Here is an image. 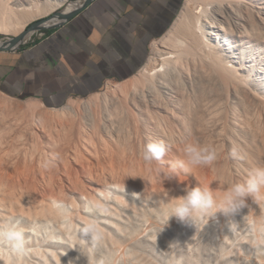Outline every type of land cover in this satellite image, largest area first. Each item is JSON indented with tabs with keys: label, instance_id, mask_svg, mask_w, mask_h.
<instances>
[{
	"label": "bare ground",
	"instance_id": "bare-ground-1",
	"mask_svg": "<svg viewBox=\"0 0 264 264\" xmlns=\"http://www.w3.org/2000/svg\"><path fill=\"white\" fill-rule=\"evenodd\" d=\"M65 1L0 0V30L11 32L14 37L21 36L31 20L58 9ZM82 3L69 2L57 13H68ZM61 20L56 21L51 15L35 22L51 26ZM153 45L154 55L130 79L106 85L105 91L95 92L81 102L67 99L63 105L49 107L42 102L17 101L16 97L0 91L2 173L11 170L8 173L17 175L20 169L26 168L34 173L36 168L55 169L58 164L66 166L85 156H95L99 160L111 158L117 162L132 160L135 153L126 154L117 140V143L109 142L110 138L108 141L102 134L103 123L117 114H125L129 119L131 149H142L150 140L164 142L169 151L161 157L162 162L174 163L180 172L185 173L183 179H211L216 192L220 191V184L216 181H237L232 169H238L240 163L250 160L253 161L251 168L264 167V0H186L170 28ZM168 46L171 52L161 48ZM154 56L160 58L159 63H154L157 60ZM165 66L170 67L164 68L157 76L156 69ZM18 132L26 133L34 144L33 148L39 145L35 152L30 149L33 152L29 153L19 142L16 144V139L22 136H17ZM92 135L98 142L95 147L90 139ZM194 140L214 148L217 159L212 166L185 172L179 165L183 159L182 148ZM118 170L89 171L83 174L84 180L71 181L69 177V181L76 192L105 217L108 207L113 208L110 202L120 201L116 199V193L130 197L138 191L127 183L142 182L141 171ZM31 172L33 177L37 174ZM54 178H44L43 183L36 181L28 185L26 198L35 212L44 210L40 207L48 208L47 202L43 201L47 196L55 205L64 197L67 200L65 178ZM31 190H34L33 196ZM37 193L43 204L36 198ZM9 194L11 197L12 193ZM12 200L22 203L19 196H12ZM250 200L249 197L246 202ZM83 210L86 211L84 205Z\"/></svg>",
	"mask_w": 264,
	"mask_h": 264
},
{
	"label": "rangeland",
	"instance_id": "rangeland-1",
	"mask_svg": "<svg viewBox=\"0 0 264 264\" xmlns=\"http://www.w3.org/2000/svg\"><path fill=\"white\" fill-rule=\"evenodd\" d=\"M80 1L84 2L85 0H66L64 4ZM185 2L186 0H183L182 7ZM64 4L58 9L51 11L49 14L31 20L26 25L24 32L33 22L51 15H54V20H61L63 18L61 14H65L66 12L59 14L57 12L65 8L66 5L64 6ZM46 27L49 26L46 25ZM48 29L52 28L30 30L32 31L31 33H29V30L28 32L26 31L17 48L37 38L42 39L45 35L40 38V33L46 32ZM12 37H14V35L11 32L0 30V44H5L8 39ZM159 39L160 37L153 41H159ZM153 43L150 46L147 60L154 55L155 48H153ZM161 48L165 51L170 50L168 52L172 51L169 46ZM154 58L156 57L154 56ZM156 59L154 63H159L160 58L157 57ZM156 66L157 64H155V67ZM168 67L170 66L157 68V76L160 75L159 73L163 71L164 68ZM131 76L128 78L130 79ZM128 78L109 81L106 85H116L119 84V82L122 83L127 81ZM106 87L107 86L95 92L105 91ZM95 92L81 96H73L68 100L81 102L88 99V97ZM15 99L17 101L29 100L41 103L35 98L16 97ZM44 105L49 106L48 104ZM110 118L106 119V122L103 123L105 126L102 128V134L108 141L110 138L109 142H116L117 140L120 146L125 148L126 154L133 153L134 155L135 153V158L133 157L132 160L120 162L111 160V158H105L106 160L100 158L101 160H99L95 158L94 154V157L91 156L92 158L85 156L82 158L83 160L81 158L77 161L75 160L73 163L67 164L68 167L67 165L65 166V164L63 166V163L60 164V166L58 164V169L55 168L57 170H55L54 167L45 170L36 168L37 171L36 169L34 170L37 174H35L34 171H29L27 168V170L24 169V173V170L20 169L22 172L19 170L17 175H14V173L10 174L11 170L7 171L8 169L6 170L7 175L0 170V174L2 173L1 176L3 174L5 175V177L3 176L2 178L0 176V224H10L24 233L23 253L21 255L16 256L7 246L0 245V264H99L101 260H103L104 264H246V262L247 264H264V247L255 250L251 247L252 242L258 236L256 228L260 226L261 221H264V199H261L259 202H254L252 199L249 203L246 202L247 206L241 208L233 217L237 221L234 229L229 227L230 221H227V218L220 213H217L216 217L210 220H208L207 217L197 219L196 226L180 223L172 219L169 221L168 225L163 227L156 240V235L160 228L159 218L167 205L171 203V197L184 195L187 187L210 185V187L214 189L213 182L211 179L208 181L204 179H183L182 176H185V173L183 174L180 172L177 166L172 162L152 161L148 163L144 161L141 148L137 149L136 147L134 149L132 148V150L129 144L130 134L128 132L130 124L126 115L117 114L116 117ZM18 133L17 136L21 134L22 136L17 139L15 138L16 144L19 142L28 152H35V147L39 145L33 148L34 144L31 143L32 141L27 137L26 133ZM92 136L93 138L91 137L90 139L95 147V144L98 142L95 140L96 138L94 135ZM20 142H23L24 145ZM99 145L100 144H98V146ZM38 148L39 150L41 149V147ZM135 150L138 151L135 152ZM87 160L89 161L87 162ZM242 163H240L241 166L238 167L239 170L237 168L232 169L233 173L236 175L237 181L244 180L248 172L253 169L251 168L253 166V161L250 162V160H248ZM70 164L73 166L71 167ZM242 166L245 167L243 168ZM115 167L120 171L124 168L127 170L130 169L135 173L141 171L140 173L143 175L141 183H127V185L133 186L136 191L140 193V197L137 198L133 195H129L130 197H128L122 193H116V199H120V201L113 200L110 202L113 208L108 207V215L103 217L89 202L84 200L80 193L76 192L72 183L69 181V177L71 181L74 180L79 182L84 180L83 174H87L89 171H92L91 173H99L106 169H116ZM171 171H174L175 175L179 178L176 176L164 177V172L167 173ZM30 172L35 174L34 177ZM61 176L66 180L65 191H67L64 194H66L67 200L65 201L64 195V198H62L64 200L61 199V201L59 200L60 202L57 201L55 205L49 200L48 196H42V198L45 197L46 200L44 199L43 201L47 202L50 210L48 211L46 207H40L44 208V210L39 209L35 212V209H33L34 207L30 206L32 204L29 203V198H26L28 185L36 181L43 183L48 177H52L53 179L54 177L59 178ZM3 179H5V181ZM123 180L124 179H122V181ZM42 183H40V185ZM9 184L10 187L8 186ZM14 185L15 188H13ZM8 191L12 193V196H19L20 201L25 195L24 197L27 200L23 197L24 199L21 203L25 205L19 207L18 205H22L17 204L18 201H13L15 197H13L12 200V196H9L10 194ZM11 191H15L16 193ZM21 191H25L24 195ZM33 191L34 190L30 191L32 196L34 194ZM36 191L38 192V189ZM36 195V198L39 200L41 195L38 196V193ZM17 198L18 197H16V199ZM68 199L70 200L69 202H67ZM24 200H26L25 203H23ZM11 201L14 204H12ZM43 201H41L42 204ZM26 202L29 203L28 206ZM38 204H40V202H38ZM83 205L86 211L83 210ZM25 207L28 212L25 210ZM40 211L42 213H40ZM103 219L107 222L105 223ZM172 241H178L179 244L174 248L169 247L168 245Z\"/></svg>",
	"mask_w": 264,
	"mask_h": 264
},
{
	"label": "crops",
	"instance_id": "crops-1",
	"mask_svg": "<svg viewBox=\"0 0 264 264\" xmlns=\"http://www.w3.org/2000/svg\"><path fill=\"white\" fill-rule=\"evenodd\" d=\"M183 0H93L42 39L0 50V91L60 106L135 74Z\"/></svg>",
	"mask_w": 264,
	"mask_h": 264
},
{
	"label": "clouds",
	"instance_id": "clouds-1",
	"mask_svg": "<svg viewBox=\"0 0 264 264\" xmlns=\"http://www.w3.org/2000/svg\"><path fill=\"white\" fill-rule=\"evenodd\" d=\"M168 151L169 146L158 140L148 141L141 149L142 158L148 163L161 161V157ZM182 155L183 159L179 161V165L185 172H191L201 166H212L217 159L214 148L195 140L184 144ZM163 175L165 178L176 176L174 171L163 173ZM216 182L220 184L219 192L214 191L210 185H198L187 187L182 196L171 197V203L167 205L159 218L160 228L156 240L163 227L172 219L196 226L197 219L207 217L210 220L220 213L227 218V221H230L229 227L234 229L237 221L233 217L241 208L247 206L246 199L250 197L254 202L264 199V167L251 169L242 181ZM132 194L134 197H140V193ZM256 231L258 236L251 244L254 250L264 247V221L260 222ZM178 244V241H172L168 246L174 248ZM0 245L7 246L16 256H19L23 253L24 233L10 224H0ZM99 264H104L103 260L99 261Z\"/></svg>",
	"mask_w": 264,
	"mask_h": 264
},
{
	"label": "water",
	"instance_id": "water-1",
	"mask_svg": "<svg viewBox=\"0 0 264 264\" xmlns=\"http://www.w3.org/2000/svg\"><path fill=\"white\" fill-rule=\"evenodd\" d=\"M93 0H85L80 6L76 7L75 9L71 10L68 13L61 14L63 16V19L60 22L54 23L49 27L42 26L40 22H33L28 26L26 31L30 30H38L40 28H55L60 25H62L67 20L73 18L76 14H78L80 11H82L85 7H87ZM23 35L21 36H15L9 39L8 44L0 45V50H12L16 49L18 45L20 44Z\"/></svg>",
	"mask_w": 264,
	"mask_h": 264
},
{
	"label": "built area",
	"instance_id": "built-area-1",
	"mask_svg": "<svg viewBox=\"0 0 264 264\" xmlns=\"http://www.w3.org/2000/svg\"><path fill=\"white\" fill-rule=\"evenodd\" d=\"M43 35H45L44 32H41V33H40V36H41L40 38H42Z\"/></svg>",
	"mask_w": 264,
	"mask_h": 264
}]
</instances>
